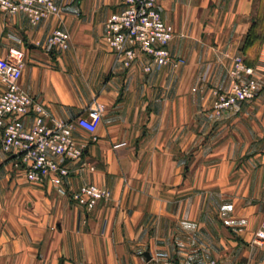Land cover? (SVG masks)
I'll return each mask as SVG.
<instances>
[{"label":"crops","instance_id":"crops-1","mask_svg":"<svg viewBox=\"0 0 264 264\" xmlns=\"http://www.w3.org/2000/svg\"><path fill=\"white\" fill-rule=\"evenodd\" d=\"M62 9L33 25L0 12V57L25 52L21 87L52 117L70 120L96 100L104 108L61 193L29 182L0 147V264H153L165 251L178 264H264L255 243L264 220V81L257 97L221 113L212 89L230 86L235 56L264 66V0H157L174 28L168 44L185 63L152 65L140 54L114 64L107 18L125 0H55ZM70 33L61 53L44 49ZM75 135L89 140L78 128ZM83 162L94 171L80 170ZM110 190L92 210L71 192ZM150 254V258L145 253Z\"/></svg>","mask_w":264,"mask_h":264},{"label":"built area","instance_id":"built-area-1","mask_svg":"<svg viewBox=\"0 0 264 264\" xmlns=\"http://www.w3.org/2000/svg\"><path fill=\"white\" fill-rule=\"evenodd\" d=\"M0 12L7 15L25 13L33 25L62 9L55 0H0ZM175 31L159 10L157 0H125L120 11L107 18L104 39L114 54V64L130 68L144 54L152 65L174 67L185 63L181 57L172 55L168 44ZM70 33L55 29L46 39L44 49L49 53L66 51L70 47ZM264 43V41H263ZM25 66V52L11 47L6 57H0V147L8 154L16 169L23 170L29 182L45 183L62 187L72 169L68 163L80 161L90 141L97 140L96 130L102 120L104 108L94 100L74 119L52 117L47 106L29 95L20 85ZM257 71L246 64L242 55L235 56L230 69V86L226 90L213 88V108L217 113L232 109L242 101L257 97L263 87L264 66ZM85 130L90 136L79 138L76 129ZM80 170L94 171L95 165L83 162ZM111 197L109 189L86 183L71 192L77 205L92 210L100 200ZM264 242V220L256 231L255 243ZM153 264H178L165 251L152 255ZM206 264H219L215 259Z\"/></svg>","mask_w":264,"mask_h":264},{"label":"water","instance_id":"water-1","mask_svg":"<svg viewBox=\"0 0 264 264\" xmlns=\"http://www.w3.org/2000/svg\"><path fill=\"white\" fill-rule=\"evenodd\" d=\"M145 255H147L149 258H150V254L147 252V253H145Z\"/></svg>","mask_w":264,"mask_h":264}]
</instances>
